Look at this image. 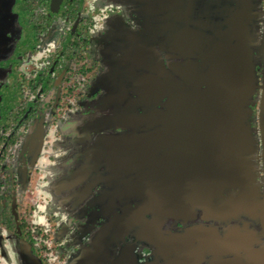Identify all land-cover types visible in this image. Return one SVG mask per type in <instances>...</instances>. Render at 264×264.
Returning <instances> with one entry per match:
<instances>
[{
  "label": "flooded vegetation",
  "instance_id": "obj_1",
  "mask_svg": "<svg viewBox=\"0 0 264 264\" xmlns=\"http://www.w3.org/2000/svg\"><path fill=\"white\" fill-rule=\"evenodd\" d=\"M117 1L132 22L126 20L121 30L114 24L93 33L90 18L99 9L90 6L92 0H60L54 12H49L53 0H0L2 8L12 2L9 10L18 19L15 27H0L9 36L17 32L12 45L18 57L32 55L49 33L51 38L54 24L62 29L43 66L26 60L24 73L16 59L0 58V73L4 69L12 79L9 85L0 78V231L14 237L11 259L0 241V261L25 264L23 240L37 264H264V72L258 80L251 71L244 105L249 153L233 157L237 169L250 175L247 186L223 188L220 197L190 205L177 218L166 213L169 199L156 201L157 209L147 212L137 203L154 180L139 187L140 175L148 170L145 160L117 171L116 162L110 165L113 153L131 156L133 147L125 139L161 127L169 93L194 85L204 89L185 78L194 81L208 71L214 44L232 43V25L245 28L248 46L260 39L257 58L264 62V0L250 22L244 9L251 0ZM256 18L262 26L259 39L250 32L259 26ZM114 36L121 52L105 57V45L99 51L103 64H88L83 47ZM29 39L33 44L25 50ZM154 112L159 115L149 117ZM118 143L123 152H117ZM171 149L157 150L154 157ZM153 171L163 178L162 169ZM146 174L143 180L149 179ZM238 194L237 207L231 202L220 208L222 200ZM244 241L246 248L239 245ZM250 248L255 256L246 254Z\"/></svg>",
  "mask_w": 264,
  "mask_h": 264
},
{
  "label": "water",
  "instance_id": "obj_2",
  "mask_svg": "<svg viewBox=\"0 0 264 264\" xmlns=\"http://www.w3.org/2000/svg\"><path fill=\"white\" fill-rule=\"evenodd\" d=\"M59 1L53 0L50 3L49 12L57 9ZM229 39L232 43L214 44L209 52L211 64L205 74L197 76L194 81L185 78L190 83L197 82L204 89L194 85L196 87L187 92L169 93L164 112L160 114L161 127L144 135L125 139L128 146L130 144L133 147L131 156L120 153H113L111 156L110 165L116 162V171L129 165L142 164L140 160H145L149 179L143 180L146 172L142 173L137 181L140 182L139 187L146 185L152 178L154 180L147 189L142 190L143 193L148 191L146 196L136 200L144 212L151 207L157 209L156 201L169 199L171 203L166 213L180 218L185 216L182 211H186L190 205L201 206L208 203L212 196L220 197L223 188H239L250 183V175L245 169H237L233 161L238 152L246 155L250 150L249 131L243 123L246 118L244 105L252 89L247 31L240 24L232 25ZM175 43L177 40L171 42L170 51L174 50L172 47ZM145 78L149 77L143 79ZM161 89L162 87L158 92ZM157 115L159 113L154 112L149 117ZM146 118L139 121L144 122ZM169 146L172 147L171 150L160 158L154 157L157 150ZM116 150L123 152V145L118 143ZM155 166L162 169L163 178L155 175ZM240 199L238 194L222 200L220 208L224 204L239 205ZM128 208L129 205L121 208V213ZM177 212L179 214H175ZM245 244V241L239 243L242 248H246ZM21 247L24 263L37 264L29 254L27 245L22 244ZM245 251L248 255L251 253L255 256L257 253L251 248Z\"/></svg>",
  "mask_w": 264,
  "mask_h": 264
},
{
  "label": "rangeland",
  "instance_id": "obj_3",
  "mask_svg": "<svg viewBox=\"0 0 264 264\" xmlns=\"http://www.w3.org/2000/svg\"><path fill=\"white\" fill-rule=\"evenodd\" d=\"M258 1L259 0H251L250 4H246L248 10L247 9H244V10L247 11L245 13H246V16L249 17L247 20L248 22H250V20H253L252 13L254 12L255 14H257L259 11V6H257ZM4 3H5V0H4ZM10 3H12V2L7 3V5L4 4L3 8H2V5H0V15L5 18V23L0 24V27L3 29L11 27L12 25L15 27L16 22H17L16 20H18L17 16L13 17L11 14V11L9 10ZM96 3H97V5H96ZM93 5H95L96 7L98 6V9H99L98 14H96V15L94 14L90 18L91 22L89 25H90V27L93 26V29H92L93 33H95V32L103 33L104 29H110L113 27L114 24H116V25L118 24L116 26V29L121 30V29H123L124 26H122V25L126 20H128V19L132 20V18L127 17L128 16L127 14H124V9L122 8V5L120 3H118L117 0H105V2H103V0H92L90 6L92 7ZM112 10H114L115 16L112 15L110 17L111 19L110 18L108 19V14ZM260 10H261V7H260ZM26 12H28V11H26ZM72 12L73 11L69 10V12H68L69 17L71 14L73 16ZM36 15H38V14H36ZM60 15L61 14H59L58 16H55V18L60 17ZM36 17H38V16H36ZM107 19L111 20V21L108 23ZM130 20H128V21L131 23L132 21H130ZM254 21L259 24L257 18ZM239 22L242 25L246 24V21H239ZM252 23H254V22H252ZM111 25H112V27H111ZM14 29H15V31H17L18 28H14ZM251 30L254 34H256L258 36V39H259V35L261 34V31H262V26L260 24H259V26L254 25L253 27H250V32H251ZM50 31H52L51 32V38H50V33H49V35L46 37V39L41 42L42 45L40 47H37L36 50L32 53V55L27 54L25 56V55L21 54L20 57H18L16 52L13 53V45H12V41H13L12 35L16 34L17 32L16 33L13 32L9 36L6 34V31L2 30L0 32V58H2V60H6V61H7V59H9V61L16 59V61L19 62L18 63L19 68L22 69V72H24V73H28V71H29V65H28V62H26V60L31 61L32 64H35V63L39 64V65L35 64V66L45 65L46 56L50 55V52H47V51L55 49L54 45H55L56 39H58L59 34H62L61 33L62 29L59 28L56 24H54V26L51 28ZM30 33H31V31H27V33H26L27 38L30 37ZM115 37L116 36H114L113 40H110V41H108L104 37L103 38L98 37V38H95L94 44L92 43L90 45V47H88L87 49L85 47H83V49L81 51L83 53L85 52V57H86L88 64H91L92 61L94 62L95 65H100L102 63V60H101L102 58H100L99 51H103V49L101 47H104L105 45H108L106 47L107 49H106V52L104 54L105 57L106 56L112 57L116 54H119L121 51L118 50V42L114 41ZM29 41H30V39H29ZM259 41H260V39L257 41V44L251 43L250 46H248L250 51H251V53L249 54L250 55V62H251V69H252V71H255L254 75L258 80L261 79L260 72L261 71L264 72V70H263L264 69V62H259V60L257 58V56L259 57V49H260V42ZM28 44L32 45L33 42L27 41L24 45L25 50L30 48V46ZM88 44H89V39H87V41H86L87 46H88ZM34 46L36 47L37 45H34ZM0 78H1V81L3 84H5L6 82L7 83L9 82L8 84L10 85V83L12 81L11 78L9 79V81L7 80L8 79L7 74H6V72H4V69H3V71L1 70ZM83 95L85 98L86 97L85 89L83 90ZM82 100L84 103H86L85 99H82ZM74 114L77 115L76 113H74ZM75 115L71 118L72 121H77V117ZM36 221L37 222H44L43 219H40L39 221L36 220ZM9 234L10 233L8 232V230L3 229V231H0V235H1L0 241L3 244V246L5 244V246L9 249V253L7 251L6 252L8 254L9 259H11V254L13 253V250L10 249V247L12 244L11 242L14 241V237H12V238H10L9 236L7 237L6 235H9ZM12 236H13V234H12ZM52 238H53V240L56 239V237L54 235ZM70 239H71V237L69 238V241H70ZM263 241H264V238H263ZM59 243L63 244V241L61 240V241H59ZM73 246H75V245H73ZM58 253L60 254L61 250L58 251ZM54 256L56 257L57 255H54ZM0 264H3L2 260L0 261Z\"/></svg>",
  "mask_w": 264,
  "mask_h": 264
},
{
  "label": "trees",
  "instance_id": "obj_4",
  "mask_svg": "<svg viewBox=\"0 0 264 264\" xmlns=\"http://www.w3.org/2000/svg\"><path fill=\"white\" fill-rule=\"evenodd\" d=\"M25 234H26V233H25ZM21 242H22L23 244H25V243L27 244V242H26V241H23V240H21ZM24 242H25V243H24Z\"/></svg>",
  "mask_w": 264,
  "mask_h": 264
}]
</instances>
